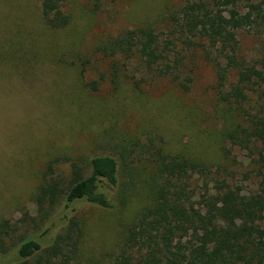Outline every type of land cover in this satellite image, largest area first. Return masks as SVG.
Returning <instances> with one entry per match:
<instances>
[{
  "label": "trees",
  "instance_id": "16d2710c",
  "mask_svg": "<svg viewBox=\"0 0 264 264\" xmlns=\"http://www.w3.org/2000/svg\"><path fill=\"white\" fill-rule=\"evenodd\" d=\"M41 15L53 29L70 22L59 0H42ZM169 20L166 32L138 26L107 37L97 50L113 60L116 81L120 66L135 62L142 80L170 79L184 93L192 78L184 73L180 46L196 39L215 73L213 95L224 121L219 135L230 144L221 152H246L248 175L262 180L256 191L245 192L222 177L221 165L161 146L146 165L136 160L140 209L118 248L92 264H264V42L254 60L239 53V32L264 33V0L188 1ZM87 85L97 90V81ZM64 161L56 156L45 163L33 195L34 216L0 219V264H72L85 230L77 206L112 210L126 203L128 197L118 193L134 186V159L120 162L101 152L82 165L64 168Z\"/></svg>",
  "mask_w": 264,
  "mask_h": 264
},
{
  "label": "rangeland",
  "instance_id": "374dc122",
  "mask_svg": "<svg viewBox=\"0 0 264 264\" xmlns=\"http://www.w3.org/2000/svg\"><path fill=\"white\" fill-rule=\"evenodd\" d=\"M95 1L59 0L70 22L53 29L41 15L42 0H0V219L36 214L33 195L52 157L65 159L64 168L101 152L120 162L134 159L135 169H129L134 186L118 193L128 197L127 204L112 210L77 206L85 230L72 264L100 262L118 248L141 206L136 160L146 165L161 146L221 165L222 177L245 192L256 191L262 180L248 175L246 152L236 147L228 157L221 152L230 144L219 135L224 121L213 95L215 73L196 39L180 46L184 73L192 78L184 93L170 79L142 80L135 62L120 66L116 81L113 60L97 50L107 37L138 26L166 32L170 15L193 0H97V6ZM263 42L264 33L239 32L240 55L254 60ZM91 81H97V90L87 85Z\"/></svg>",
  "mask_w": 264,
  "mask_h": 264
}]
</instances>
